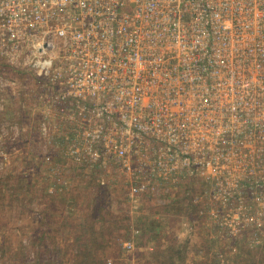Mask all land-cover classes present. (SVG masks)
<instances>
[{
    "label": "built area",
    "instance_id": "built-area-1",
    "mask_svg": "<svg viewBox=\"0 0 264 264\" xmlns=\"http://www.w3.org/2000/svg\"><path fill=\"white\" fill-rule=\"evenodd\" d=\"M0 67V113L39 117L48 192L57 157L131 201L181 190L190 230L261 240L264 0H0Z\"/></svg>",
    "mask_w": 264,
    "mask_h": 264
},
{
    "label": "rangeland",
    "instance_id": "rangeland-1",
    "mask_svg": "<svg viewBox=\"0 0 264 264\" xmlns=\"http://www.w3.org/2000/svg\"><path fill=\"white\" fill-rule=\"evenodd\" d=\"M20 101L6 99L0 113V264H264L262 231L252 241L251 229L234 239L183 226L190 211L181 190L131 201L123 180L100 188L89 171L55 157L67 184L48 192L39 117Z\"/></svg>",
    "mask_w": 264,
    "mask_h": 264
}]
</instances>
